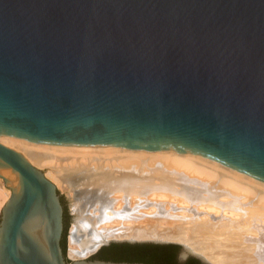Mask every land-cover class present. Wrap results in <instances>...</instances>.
<instances>
[{"label":"water","instance_id":"95a60500","mask_svg":"<svg viewBox=\"0 0 264 264\" xmlns=\"http://www.w3.org/2000/svg\"><path fill=\"white\" fill-rule=\"evenodd\" d=\"M0 134L189 150L264 180V0H0ZM0 178V264H212L154 240L66 259L62 193L2 140Z\"/></svg>","mask_w":264,"mask_h":264},{"label":"bare ground","instance_id":"6f19581e","mask_svg":"<svg viewBox=\"0 0 264 264\" xmlns=\"http://www.w3.org/2000/svg\"><path fill=\"white\" fill-rule=\"evenodd\" d=\"M0 140L72 198V258L83 259L106 240H171L183 245V257L195 252L212 264H264L260 178L171 147L47 143L6 134ZM9 193L0 178V207Z\"/></svg>","mask_w":264,"mask_h":264},{"label":"rangeland","instance_id":"374dc122","mask_svg":"<svg viewBox=\"0 0 264 264\" xmlns=\"http://www.w3.org/2000/svg\"><path fill=\"white\" fill-rule=\"evenodd\" d=\"M56 191L59 193V194H61L62 193V195H63V197H64V199H65V201H66V203H67V205H68V208H70V211H71V218H73V219H71L72 221H70L71 223H70V225H69V228H67V230L68 231H66V236H67V239H66V241H67V250H65V257H66V259H69V260H75V258H72L70 255H69V232H70V227H71V224H72V222L74 221V219H75V217H76V215L74 214V212H72V210H71V203H72V198L69 196V194L68 193H66V191H62V190H60L59 188H57L56 189ZM119 240V239H118ZM121 240H127V239H121ZM155 241V240H154ZM157 241H159V240H157ZM168 241V240H167ZM168 242H172V243H178V244H181L180 242H176V241H171V240H169ZM182 245V244H181ZM183 246V245H182ZM96 251V250H95ZM95 251H93L92 253H90V254H93ZM89 254V255H90ZM182 251H180V253H179V260L180 261H185L190 255H186L185 257H181L182 255ZM87 257V256H86ZM86 257H84V258H86Z\"/></svg>","mask_w":264,"mask_h":264},{"label":"flooded vegetation","instance_id":"af4514ba","mask_svg":"<svg viewBox=\"0 0 264 264\" xmlns=\"http://www.w3.org/2000/svg\"><path fill=\"white\" fill-rule=\"evenodd\" d=\"M181 257H183V256H181Z\"/></svg>","mask_w":264,"mask_h":264}]
</instances>
